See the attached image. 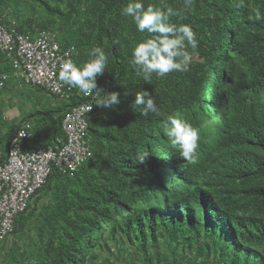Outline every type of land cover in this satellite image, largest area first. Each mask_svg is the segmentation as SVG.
<instances>
[{
	"label": "trees",
	"instance_id": "trees-1",
	"mask_svg": "<svg viewBox=\"0 0 264 264\" xmlns=\"http://www.w3.org/2000/svg\"><path fill=\"white\" fill-rule=\"evenodd\" d=\"M27 3L22 13L20 0H0V20L24 35L56 32L64 48L76 49L77 67L102 48L108 60L98 87L102 95L119 92L121 104L112 110L94 103L93 156L74 175L54 168L16 218L8 239L29 229L35 238L16 255L8 249L15 264H264V0H192L188 9L184 0H143L179 11L172 22L190 26L198 42L188 49L189 71L150 82L130 63L135 45L150 37L121 15L128 0ZM1 59L12 73L6 55ZM145 91L160 116L129 109ZM72 102H81L76 93ZM70 106L40 112L57 118L35 145L65 138ZM169 115L199 130L193 162L164 135ZM18 124L0 117V165Z\"/></svg>",
	"mask_w": 264,
	"mask_h": 264
},
{
	"label": "built area",
	"instance_id": "built-area-1",
	"mask_svg": "<svg viewBox=\"0 0 264 264\" xmlns=\"http://www.w3.org/2000/svg\"><path fill=\"white\" fill-rule=\"evenodd\" d=\"M75 50L73 46L64 48L56 32L24 35L0 20V91L13 79L71 105L62 122L65 138L49 146L34 144L38 140L30 122H23L12 134L6 161L0 165V245L13 233L15 219L27 211L54 168L71 175L93 155L88 117L95 99L59 80L63 62L70 58L76 64ZM2 55L8 58L12 73L3 70ZM75 93L81 100L76 105L72 102Z\"/></svg>",
	"mask_w": 264,
	"mask_h": 264
},
{
	"label": "clouds",
	"instance_id": "clouds-1",
	"mask_svg": "<svg viewBox=\"0 0 264 264\" xmlns=\"http://www.w3.org/2000/svg\"><path fill=\"white\" fill-rule=\"evenodd\" d=\"M191 5L192 0H184L185 9ZM121 15L131 18L138 32L149 34L150 38H145L135 45L130 60L133 69L145 81L150 82L154 75L163 78L173 72L189 71L191 56L188 49L195 50L198 42L190 26L172 22V17L181 15L179 11L171 7H167L166 10L153 5L145 7L143 0H128L126 6L121 9ZM89 55L91 59L83 67H77L70 58L63 62L60 65L59 80L70 88L78 89L83 96H93L96 107L116 110L121 104L120 93L104 92L102 95L97 83V77L105 72L108 58L99 47L93 48ZM205 94L207 96L206 92ZM129 109L134 113L138 112L142 117L161 115L155 99L147 91L137 93ZM208 112L211 115L210 110ZM164 135L182 158L187 162L194 161L200 141V132L197 128L187 121L169 115L164 122ZM143 160L141 158V162ZM4 243L0 246V251Z\"/></svg>",
	"mask_w": 264,
	"mask_h": 264
},
{
	"label": "rangeland",
	"instance_id": "rangeland-1",
	"mask_svg": "<svg viewBox=\"0 0 264 264\" xmlns=\"http://www.w3.org/2000/svg\"><path fill=\"white\" fill-rule=\"evenodd\" d=\"M22 3L21 7H18V11L24 13L28 10L27 0H20ZM16 8V6H15ZM17 86H10L2 91H0V116L3 119V123L9 126L11 123L10 111L15 109L18 111V114L25 118H28L30 115L35 114L30 120H28L33 125V130L36 135L43 136V134L51 128L52 122L56 121L57 116L51 118L50 116L41 114L45 111H51L69 105L68 101H62L58 98H54L52 95L48 94L45 90H40L32 86L25 84H18L14 82ZM12 108V109H11ZM41 112V113H40ZM6 129V128H5ZM38 133V134H37ZM34 224H31L32 227ZM35 238L34 230H27L23 234L18 236L10 237L3 245L2 250L0 251V264H15L13 257L8 253L9 248H13L15 255L17 254V249H22L24 246L32 243ZM16 241V242H14ZM16 243V244H15ZM130 253H134L131 247H129ZM142 258V257H141ZM103 261L102 258L100 259ZM142 259H136L133 262L130 260L123 261L122 263L117 262L115 259L111 260L110 264H143Z\"/></svg>",
	"mask_w": 264,
	"mask_h": 264
},
{
	"label": "crops",
	"instance_id": "crops-1",
	"mask_svg": "<svg viewBox=\"0 0 264 264\" xmlns=\"http://www.w3.org/2000/svg\"><path fill=\"white\" fill-rule=\"evenodd\" d=\"M14 82L15 81H12L11 83H9L8 85V87H10V86H17V85H15L14 84ZM7 87V88H8ZM35 88V87H34ZM38 89V88H37ZM12 109V108H11ZM9 115H10V118L12 119L11 120V124L10 125H12V124H21V123H23L25 120V117L23 116V114H21V115H19L18 114V111L17 110H15V109H12L11 111H10V113H9ZM55 124V122H52V124H51V127L53 126ZM51 129V128H50ZM50 129L48 130V128L46 129L47 131L43 134V136H41V137H43V139H44V137H47V135H50ZM38 134V133H37ZM39 135V134H38ZM40 136V135H39ZM2 156V153H0V157Z\"/></svg>",
	"mask_w": 264,
	"mask_h": 264
},
{
	"label": "bare ground",
	"instance_id": "bare-ground-1",
	"mask_svg": "<svg viewBox=\"0 0 264 264\" xmlns=\"http://www.w3.org/2000/svg\"><path fill=\"white\" fill-rule=\"evenodd\" d=\"M216 100V99H215Z\"/></svg>",
	"mask_w": 264,
	"mask_h": 264
}]
</instances>
